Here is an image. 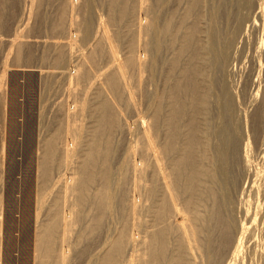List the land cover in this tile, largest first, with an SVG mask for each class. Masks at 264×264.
<instances>
[{
    "label": "bare ground",
    "instance_id": "bare-ground-1",
    "mask_svg": "<svg viewBox=\"0 0 264 264\" xmlns=\"http://www.w3.org/2000/svg\"><path fill=\"white\" fill-rule=\"evenodd\" d=\"M52 3L58 41L24 39L31 9L0 20V90L24 46H47L59 97L35 140L31 264H65L71 234L100 232L94 264H264V0ZM10 123L8 141L28 125Z\"/></svg>",
    "mask_w": 264,
    "mask_h": 264
},
{
    "label": "rangeland",
    "instance_id": "rangeland-1",
    "mask_svg": "<svg viewBox=\"0 0 264 264\" xmlns=\"http://www.w3.org/2000/svg\"><path fill=\"white\" fill-rule=\"evenodd\" d=\"M22 1H23V3H22ZM52 1L55 2V0H32V1L26 0L25 2H24V0H5V1L0 0V8H1L0 9V18H1L0 20L2 22L4 21L5 25L7 26L12 21V19L17 18V16H19V14L21 12H22L21 14H24V19H25V17H27L29 15L28 11L31 9L30 10L31 14H30L29 19H28L30 26L28 28H26L23 32L24 39H26V37H27V39L28 38L32 39V37L34 36L35 39L38 38L39 40H47L48 39L47 41H49V40L53 39L54 41H58L57 40L58 35H53L51 33L52 32L51 31L52 24L57 22L56 21L57 16H55V12H54V9L52 7V5H53ZM102 1H104V0H102ZM3 2H4V4H3ZM32 2H33V4L31 5ZM59 2H60V0L59 1L56 0V3H59ZM22 8H24V9H22ZM2 15L4 16V18ZM8 32L9 31H7L6 29L1 30L0 31V37L8 38L7 37ZM47 48H48L47 46H45V47L35 46V45L24 46V51H27L29 53V59H28L29 62L24 64V61H23V63H19L16 66L10 62L8 64L9 66L5 69V75H4V79L2 81L3 84H2V87L0 90V95H1V97H0V104H1L0 105V136H2L0 139V264H14V262H17V259L20 258L19 256H21V252L24 253L25 250H26V252L28 250V253H26L27 256L24 253V258H25L24 262H26L27 264H29V262H30V264H31V260H30L31 259V249H30V239H31L30 235H31V233L29 235L28 225H29V222H33V221H31V220H33L31 218V216L33 214L32 208H31L33 206L32 205V199H31L32 198L31 193L33 190L32 188L34 187V185H33L34 184V181H33L34 180V177H33L34 176V168L33 167H34V161H35V157H34V155H35L34 149L36 147V141L35 140L37 139V137L40 138L42 135H44L50 129V127L53 125L55 106L52 107L51 105L53 104L54 100H56V98L57 99L59 98L58 96L57 97L56 96L50 97V95L52 93L51 90L49 91V93L46 91V86H48L50 83V74H49L50 73V70H49L50 69V67H49L50 58H49V56L52 55V51L50 49L47 50ZM48 51L51 53H49ZM4 52L5 51L3 50V47L0 46V55H2ZM12 52L14 53V50H12ZM13 78L15 81H13ZM12 81H13V83H12ZM56 82L59 84V81H56ZM11 92H12V100L10 101ZM9 102H11V103H9ZM31 103H32V105H31ZM13 104H14V107L19 106L21 104V108L22 107L24 108L25 105L27 104L26 110H28V111L25 110L23 118H22V114L21 115L19 114L20 112H18V113L14 112L13 116H11L13 118L9 117V114H11V111L14 108V107H12ZM16 114H18V115H16ZM21 119H23L24 122L28 121V125H27L26 129L23 127L22 133L19 134L16 132L15 135L13 134L14 136L11 135V133H10V135L13 138L11 137L8 141V139H6L8 137H6V136H8L7 134H8V130H9V121L11 122L10 127H11L12 123H14L18 126V124H20V122H21ZM45 121H47V122H45ZM37 124L38 125L41 124V125H39L40 127ZM40 130L42 133L40 132ZM38 132H40L41 134ZM22 134L28 135L29 140L30 139L33 140V141L28 140L29 142H31V147L29 149L30 152L27 153V155H26L27 156L26 160H25V148L22 147L23 141L21 142ZM12 142L14 144L18 143V147L12 148L13 147ZM9 144L12 147L9 148ZM34 144H35V146H34ZM33 150H34V152H33ZM21 177L25 179V181L23 183V187H22V183L20 182ZM26 182H27V184H26ZM9 183H11L10 186H9ZM24 186L25 187L27 186L26 188H28V189H26V193L27 192L28 193H27L26 201L23 202L24 196L22 195V193L24 194V192L23 191L21 192V190L24 188ZM8 188H10V190H9L10 192L8 191ZM6 191H8V193ZM10 197L13 200L10 199ZM29 198L31 199V201ZM11 200L13 201V203ZM22 202L24 204L23 212H24L25 217H26L25 219L28 222L26 229L24 230V232L22 231V236L23 235L26 236V239L24 238L25 239L24 243L26 242L25 243V249L24 248L21 249L20 246L16 247V244L20 243V242H18V239H20V237H21V234L20 233L18 234L20 229H19L17 223H18L19 207H21L20 205L22 204ZM27 207H28V210H27ZM27 213H29L28 216H27ZM30 218H31V220H30ZM7 221H10L9 224H11V225L14 224L13 225L14 229L12 228L13 230L10 233H8V236H6V233L4 232L5 222H7ZM32 224L33 223H30V226ZM102 233L103 232H100V234L96 233L92 239L90 237H88L87 239L83 238L79 241V244H78L76 234H71L70 238H68V240L66 242L67 245H65L64 249H63V252L65 254L67 253L69 255V260L65 264H94L95 262H98V260H100V258H101V255H100L101 250H99V248H101V247H98V246L101 244V241H103V239H104L103 238L104 234H102ZM74 240H76V241H74ZM9 241L11 243V244H9L10 248H8V242ZM27 241H29V242H27ZM24 243H22V244H24ZM4 244H5L6 248L3 247ZM12 245H14L16 248L11 247ZM55 247L58 248L59 247L58 244H56ZM26 248H28V249H26ZM77 248L79 250L83 249V251L80 252L81 256H78L77 253L79 252V250ZM13 257H14V259H13ZM11 261H12V263H11ZM49 264H51V263H49Z\"/></svg>",
    "mask_w": 264,
    "mask_h": 264
},
{
    "label": "water",
    "instance_id": "water-1",
    "mask_svg": "<svg viewBox=\"0 0 264 264\" xmlns=\"http://www.w3.org/2000/svg\"><path fill=\"white\" fill-rule=\"evenodd\" d=\"M25 138L27 139L28 138V135H25ZM29 139V138H28ZM29 152V149H25V160H26V158H27V153Z\"/></svg>",
    "mask_w": 264,
    "mask_h": 264
}]
</instances>
